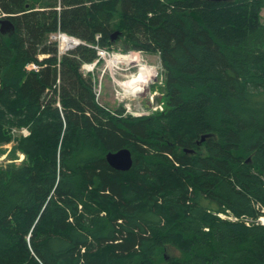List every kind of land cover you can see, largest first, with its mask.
<instances>
[{"label":"trees","instance_id":"1","mask_svg":"<svg viewBox=\"0 0 264 264\" xmlns=\"http://www.w3.org/2000/svg\"><path fill=\"white\" fill-rule=\"evenodd\" d=\"M263 8L0 0V146L23 154L0 165V264H264ZM57 31L82 43L59 56ZM96 46L158 54L163 109L100 104Z\"/></svg>","mask_w":264,"mask_h":264},{"label":"rangeland","instance_id":"2","mask_svg":"<svg viewBox=\"0 0 264 264\" xmlns=\"http://www.w3.org/2000/svg\"><path fill=\"white\" fill-rule=\"evenodd\" d=\"M261 15L262 20L264 21V8L261 11ZM49 39L56 41L57 47L60 46V43L56 39V35L50 34ZM132 54V52H122L120 46H117L116 50H112L109 55L101 57V62L98 65L91 68V64H85L81 66V70L84 74L88 72L94 74L96 79V99L100 104L105 105L110 109L122 105L127 112L134 115H142L149 111L150 107L158 102L157 98L160 97L158 89L155 90L154 83H156L157 80L160 82L161 65L158 54L138 52L136 53V61L130 60L133 57L131 56ZM119 55L123 58L121 57L119 60L117 59L115 63L110 61L112 57ZM39 57L42 58L44 55H39ZM124 58L125 60H123ZM142 64L153 68L155 70V75L152 76L141 89L137 90L134 87H126L121 84L122 82H126L138 75ZM19 132L20 131H17L16 133ZM14 145L15 144L12 141L0 146L1 166L12 163L17 164L23 159V157L20 156V153L15 151ZM166 253L167 255L180 254L177 249L172 247H168ZM159 264L164 263L160 262Z\"/></svg>","mask_w":264,"mask_h":264},{"label":"water","instance_id":"3","mask_svg":"<svg viewBox=\"0 0 264 264\" xmlns=\"http://www.w3.org/2000/svg\"><path fill=\"white\" fill-rule=\"evenodd\" d=\"M212 1H229V0H212ZM0 31L1 33H10L13 31V25L8 19H2L0 21ZM116 32H114L111 35V38L114 39L116 37ZM80 42H78L79 44ZM204 137H201V140H203ZM107 163L115 170L119 171H126L128 170L132 165V157L129 149L127 148H121L117 151H109L105 155Z\"/></svg>","mask_w":264,"mask_h":264},{"label":"bare ground","instance_id":"4","mask_svg":"<svg viewBox=\"0 0 264 264\" xmlns=\"http://www.w3.org/2000/svg\"><path fill=\"white\" fill-rule=\"evenodd\" d=\"M62 40L67 42V45L72 44V43H76L78 42L76 37H71V36H67V34H63L62 35ZM131 56H133L130 60H135L137 59L136 54H132ZM122 56H114L111 58V62L115 63L117 61V59L119 60V58H121ZM123 58V57H122ZM155 75V70L149 66L146 65H141L140 69H139V73L138 75L134 76L132 79L126 81V82H122L121 84H123L126 87H134L135 89L139 90L141 89L148 81L149 79ZM134 90V89H132ZM20 156L23 157V154L20 153ZM261 220L264 223V217H261Z\"/></svg>","mask_w":264,"mask_h":264},{"label":"built area","instance_id":"5","mask_svg":"<svg viewBox=\"0 0 264 264\" xmlns=\"http://www.w3.org/2000/svg\"><path fill=\"white\" fill-rule=\"evenodd\" d=\"M54 35H56V39L58 40V42L60 43V46L58 47V49H59V52H64V51H66V50H68V49H71V48H73L75 45H73V44H69V45H67V42L66 41H64V40H62V35H63V33H61V32H57V33H55ZM96 48V50H97V54H98V57L99 58H101V57H106L107 55H109V51H107L106 49H104V48H101V47H98V46H96L95 47ZM131 54V53H130ZM128 56H130V55H128ZM127 57V56H126ZM125 57V58H126ZM125 58L123 59V60H125ZM128 60V59H127ZM95 63H96V61H94L93 63H90L91 64V68H93V66H95ZM26 68L28 69V70H30V69H34V70H37L38 69V65L37 64H35V63H30V64H28L27 66H26ZM163 109V104L162 103H156V104H154V105H152L151 107H150V110L149 111H147L145 114H148V113H150V112H152V111H157V110H162ZM22 133H27L28 131L26 130V129H22V130H20ZM220 216H222V217H225V215H223V214H220ZM229 218H232L231 216H228ZM234 219H236L235 217H233Z\"/></svg>","mask_w":264,"mask_h":264}]
</instances>
